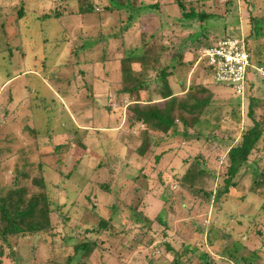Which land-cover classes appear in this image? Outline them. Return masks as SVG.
Returning a JSON list of instances; mask_svg holds the SVG:
<instances>
[{
	"label": "trees",
	"instance_id": "1",
	"mask_svg": "<svg viewBox=\"0 0 264 264\" xmlns=\"http://www.w3.org/2000/svg\"><path fill=\"white\" fill-rule=\"evenodd\" d=\"M19 1L20 7H8L11 11L9 14L5 12V6L0 5V44H4L0 48L2 54L14 48L11 43L17 31L14 32L11 29L14 27L19 29V19L27 12L26 0ZM48 3L51 4L46 12L38 14L31 20L34 27L37 23L42 24L43 19L58 23L57 18L63 14L74 13L80 15L83 23L77 28L62 27L60 42L66 45L70 39L69 45L72 44L73 47L69 50L66 63L56 65L51 70L44 57L41 61L42 68L34 66L37 69L40 68L42 73L36 70L35 73L45 82L52 83L56 88L55 92L61 98L69 100L70 95L75 97L77 93L81 94L84 100L83 103L81 102L82 107L80 109L77 107L76 111L73 107L72 111L82 113L89 108L94 120L98 115H102L103 111L106 113L103 117L106 116V121L111 122V124L108 123L110 128L117 127L119 122L112 124L115 116L109 101H115L120 108H126L130 112L128 141L133 143V146L136 142V145L129 149V152L125 154L126 160L123 161L116 155L118 152L109 149V152L114 155L112 154V157L110 154L105 155L104 160L112 166L107 182L96 185L90 180L89 176L96 171V166L92 167L88 174H79L82 177L80 180L81 178L77 175L80 168L76 164L68 165L65 157L72 146L88 149L84 142L88 130L76 125L71 115L73 112L66 109L68 108L67 100L65 106L55 98L40 94L34 98L26 95L20 97L13 106H10L8 114L5 113L2 118L0 117V167L4 163L12 162L11 173L13 174L11 183H7L6 187L0 186V264H8L9 259L11 264H22L20 251L28 245L32 249L34 261L47 259L51 264H86L91 261V254H95V251L98 252V256L104 258V264L136 262L138 259L133 255V250L150 246L151 241H148L150 234L148 230L143 231L144 229L139 228V232L132 236L126 228L135 215L148 220L143 211L146 190L136 184L135 178L125 177L124 167L130 157H133L135 161L142 163L138 169L140 171L143 163L149 161L146 157L151 153L150 148L153 144L164 141L165 145H168L177 140H181L187 147L184 149L178 142L173 145L175 151L183 150L186 155L181 159L184 169L177 178H173L176 182L175 187L170 185V182L165 183L161 193V197L166 199L164 215L158 219L165 225L161 236L166 238L168 237L167 224L170 222L168 220L179 215H184L186 218L181 221L182 226L177 232L182 240L181 248L175 250L169 245L170 242L165 243L168 250L173 253V263L190 264L197 261V264H254L257 261L260 262L259 257L264 253L260 252L261 247H255L250 242L253 237L249 241L246 239L250 229L248 225L244 229L246 218L238 215L234 220L228 219L231 223L225 221L220 227L211 220L208 222L204 235L197 232L195 220L190 219V209L197 200L210 206L212 204L220 206L228 201L231 198L230 192L236 187L234 178L247 163L258 170L249 191L264 197V159L252 157L257 153L264 154V113L256 117L253 111V104L257 100L249 97L248 115L251 124L242 131L238 139H235L234 135L230 142L228 140L229 143L227 141L224 143L214 135H205L200 130V125L207 124L208 121L203 117V112L214 97V85L195 82V79L191 77L186 87V78L191 64L182 62L184 53H192L191 50L199 49L196 64L201 65L204 60L201 57L203 50L215 45L219 39L229 37L225 35L211 40L206 31L191 37L196 30H202L199 28L206 20V16L209 21V18H214L216 15L197 10L194 4L186 5L185 1L177 0L182 16L180 27L197 28L192 30L188 38L192 48L182 49L179 45H173L171 48L172 45L163 43L167 37L163 33L147 37L140 33L138 25L140 12L159 8L158 1L48 0ZM229 3L230 0L226 1V4ZM230 6L231 9L236 10V2ZM14 10H16L15 13ZM227 12L231 14L232 10L227 9ZM8 24L14 26L10 29ZM58 24L61 26L60 22ZM263 27L264 18H253L252 32H249L248 36H251L254 41L264 37ZM18 34L20 38L19 31ZM128 35L133 36L132 46L128 45ZM168 38L170 42V37ZM247 38L245 36L244 41L252 66L250 71L255 72L256 67H264V53L261 46L251 51ZM44 40L47 38L44 37ZM169 52L176 56H172L169 63H162L161 56ZM21 53L22 58H25L26 53L23 51ZM8 60L5 62L10 63L11 58L8 57ZM132 63H137L138 68H133ZM201 67L204 68L207 79L215 83L212 80L214 71L207 61ZM98 68L102 69L101 73ZM23 72L9 77L1 85L0 90L7 81ZM85 72L92 80H100L102 85L103 82H107L108 90L105 91L104 104L100 105V101L95 98L96 90L88 93L85 83L79 85L83 83L81 78L79 80V76ZM171 74L173 79L182 85L183 90L180 93L175 94L171 88ZM250 81L249 73L243 95L253 86ZM153 97L156 98L153 99ZM123 100H126L127 104ZM33 101L39 104L33 106ZM23 102L24 105L28 102L25 108L21 106ZM38 108H42L46 118L45 123H48L42 131L35 125V111ZM28 111V120L31 123H27L18 132L3 130L5 128L2 126L6 118L12 115L13 118L9 121H13L12 119L19 115L25 119ZM217 129L218 126L213 125L208 133L215 134L214 131ZM44 137L54 142L52 153L48 155L51 160L45 162L44 158L38 154L39 161L36 163L32 161L30 155L33 151L39 150L44 143L42 141ZM205 140L206 143L207 140L210 141V144L203 145ZM116 146L117 144L114 145ZM162 155L163 152L154 153L151 158L155 164H159ZM50 167L54 168L52 170L56 175L53 180L46 175V168ZM7 168H9L8 165ZM32 172L34 176L31 175ZM162 174V171L158 172L161 182H163ZM74 178H77V181ZM27 181L30 188L26 185ZM72 185L79 189V193L85 192V194H76V199L75 194L69 193L68 188ZM58 191H61V196L58 195ZM78 196L82 197L83 203ZM101 201L108 202L110 207L108 211L104 212L100 204H97ZM72 204L79 207L82 204L83 212L78 222L70 226L72 215L69 212ZM261 208H264V205ZM53 213L61 216L60 220L64 225L62 234L54 229L51 217ZM168 214H170L169 217L173 215L166 220ZM150 239L153 240V238ZM41 245L45 246L48 256L44 255L39 248ZM158 246H160L159 243L156 247ZM36 251L37 253L40 251L46 257L39 258L37 254V258ZM146 257L147 264H151L153 258L147 255Z\"/></svg>",
	"mask_w": 264,
	"mask_h": 264
},
{
	"label": "rangeland",
	"instance_id": "2",
	"mask_svg": "<svg viewBox=\"0 0 264 264\" xmlns=\"http://www.w3.org/2000/svg\"><path fill=\"white\" fill-rule=\"evenodd\" d=\"M74 1L81 2L87 0ZM155 1L157 0H148V2ZM226 1L228 0H207L206 6L202 5L203 3H200L198 5L197 1H195L197 10H200L202 8L205 12L215 14L216 16L214 18L212 17L211 19L209 18V21H207L206 16V20L203 21L202 26L199 28H202V30H196L197 28L194 27L196 31L193 35H191L192 30L194 29L184 28L183 26L180 27L177 20L169 19L167 21V24L162 22L164 18H162V12H164V9L169 10L172 16L181 19L182 16L180 8L177 5V0H159L160 3L165 4L164 9H150L146 12L140 13L141 17L138 24L140 27V33L146 37L153 34L158 35V33H163L167 35V37L165 38L166 41H164L163 43L172 45L171 48L173 47V45H179L182 49L192 48L188 39L190 35L191 37H196V35L201 34L204 31L208 32L207 35L211 40H215L216 37L218 39L225 35H229V37L241 36L243 38L246 36L248 37L247 43L249 44L251 51L257 50V47L261 46L262 52L264 53V37L257 38L254 41L251 36H248V33L252 32V19L264 18V0H230L229 4H226ZM235 2L236 10H233L231 9L232 7L230 5H233V3ZM50 4L51 3H48V0H28V3L26 0L25 8L27 12L19 19V29L17 30L15 27L11 29V26L14 25L8 24L11 31L17 32L16 34H14V40L11 43L14 48L11 51L4 52V54H2V52L0 53V87L9 77H12L14 74L26 70H28L29 72H23L14 79L7 81L2 86L0 90L1 118L5 113L6 115L8 114V112L10 111V106H13L16 101L20 99V97L26 95L30 98H34V96H38L40 94L50 98V95L54 93L52 92L51 88L53 89V91L56 90L55 86L52 83L49 84L51 88L48 87L42 81L41 76L35 73V70L42 73V71H40V68H42L41 61L44 57L46 59V64L51 70L56 65H59L61 63L64 64L65 60L67 59V55L69 54V50H72L73 47L72 44L71 46L69 45L70 39L69 42L66 43V45L60 42L59 38L62 32V27H66L67 29L77 28L81 23H83V19L81 20V17L78 13L63 14L61 17L57 18L58 23L60 22L61 26H59L58 23H54L52 20L43 19L42 24L37 23V25H35L34 27L32 23L33 21L31 22V20L35 19L38 14H43L44 12H46ZM0 5H4L6 8L5 12L9 14L11 12L9 8L20 7V1L0 0ZM227 9L228 11L232 10V13L229 14L227 12ZM15 12L16 10H14V13ZM30 22L32 23V25ZM18 31L21 34L20 38ZM262 31L264 32V27ZM44 37L47 38L48 41L44 40ZM168 37H170V42H168ZM132 38V35H128V45L130 44L129 46L133 45ZM3 46L4 44H0V48H2ZM22 51L23 53H26L25 58H22ZM198 51L199 49H193L191 50L192 53L188 54V61H186V63L190 62L191 64L190 67H192V74L190 75L192 79H195V82H202L203 84L209 83L213 84L215 87L214 97L212 98L209 106L203 112V117L207 118L208 121L207 124L202 123L200 125V130L202 131L201 133L210 136L214 135L215 138L221 139L224 143L225 141L229 143L232 136L235 135V139H238L242 131L251 124V120L248 115L249 97H253L257 100L256 103L253 104L254 115L257 117L258 114L264 113V74L260 75L256 73V71H250V82L253 83V86L246 90L247 93L245 95L239 96L235 94V92L229 86L218 85L216 83H213L210 79H207V74L205 73L204 68L201 67L203 66V64H205L206 59H204L205 61L203 60L201 65L200 63L196 64L199 56ZM172 56H176V54L170 52L165 53L161 56L160 61L164 64H167L170 62ZM8 57L11 58L10 63L5 62L9 61ZM34 66L40 68L37 69ZM132 67L138 68L137 63H132ZM98 69L101 73L102 69ZM47 72L49 73V70ZM80 78L82 79L83 83L79 82V85L81 86L85 83V87L87 86L86 91L88 93L94 92L96 90L95 98L100 101V105L104 104L103 99L106 96L105 91L108 90L107 82L101 81L103 82L102 85L99 82L100 80H92L89 74L86 72L79 76V80H81ZM69 98L70 101L67 100L68 108L66 109L72 111V108L74 107L73 109L76 111L77 107H79V109L82 107L81 102L83 103L84 100L82 99L81 94L77 93L75 97H71L70 95ZM154 98L156 97H153V99ZM123 102H125V100H123ZM38 104L39 103L37 102H32L33 106ZM27 105L28 102L26 105H24L23 102L21 106L22 108H25V106ZM109 105L110 108L114 110L115 116L112 124L115 125V122L120 123L117 129H109V131H98L93 129L111 124V122L109 123L108 121H106V116L103 117L104 115H106V113L103 111L101 112L102 115H98L95 120L92 118L93 113L89 108L85 109L82 113H76L72 111V114L70 112L75 123L77 122V124L82 127H90V134H88L84 138V142L88 146L87 150H84L79 146H72L65 157V161L68 165L74 166V164L77 163L78 160H81L82 163L91 167L94 164H98V159L100 158V156L110 154V157H112L113 153L111 154L108 149L113 150L114 152H118L116 153V155L120 158L123 155L125 158V154L129 152V149L134 148L136 142H134L133 146V143L128 141V123L130 112L126 108H120L115 101H109ZM33 111H35V109H33ZM35 113V125L40 131H42L48 125V123H45L46 118L42 113V108L36 109ZM26 114L27 117L25 119L17 115L14 119H12L13 121H9L11 120V118H13V116L10 115L4 121L2 127L5 129L3 130L5 132H18L20 128L26 126L27 123H31L28 120L29 111ZM53 119L54 117L52 118V122ZM92 119L94 121H92ZM213 125L218 126V129L214 131L215 134H213L212 132L208 133ZM42 141L44 143H42L39 150L36 152L33 151L30 155L32 161H35L36 163L37 161H39L38 154L44 158L45 162H49L51 160V157H49L48 155L52 153L54 142L50 141V139H48L47 137H44ZM115 142L117 144L116 147H114ZM176 142L181 144L184 149L187 148L181 140H177ZM124 143L126 147H124ZM175 143L172 142V144L165 145L163 141L162 143H155L156 145L153 144L150 148L151 153H149L146 157L150 162H145L143 168L140 171L138 169L142 165V163H140L139 161H135L133 157H130V161L126 165L127 168L124 170L125 177H128L129 179L135 178L136 184L141 187V189L146 190L143 211L145 217L148 219H141L135 215L129 222L126 231L129 233V235L133 236L139 232V228L144 229L143 231L148 230L150 234L148 241H151L150 246H143L140 248L138 247L133 250V255L138 259L136 262H133V264H147L146 255L153 258V262L151 264H174L173 253L172 251L168 250L165 243L168 242L169 244L170 242L169 245L171 247H174L175 250L181 248L182 240L177 235V232L178 229L181 228V221H183L185 216L175 215L176 217H172V214L170 216L172 217L171 219L169 217L170 214L166 216V220L168 218L170 219L168 220L170 222L169 224H167V231L165 230L168 233V237L166 238L161 236V231H163L165 225L160 223V221L158 220L160 216L164 215L163 208L166 204V199L161 197V193L164 190L165 183L170 182V185L175 187L176 182L173 181V178H177L184 169L181 164V159L186 157V155H184L183 150H180L178 152L175 151V146H173ZM208 144H210V141L207 140L206 143L205 140V143L203 145L206 146ZM170 146L171 148H169ZM162 152L163 155L160 158L159 164H155V162L151 158L152 154H158ZM252 157L264 159V154L260 155V153H257ZM7 165L9 168H7ZM11 166L12 162L4 163L0 167V186L6 187L7 183L12 181L11 175L13 174L11 173ZM46 169V175L52 180L55 179L54 177L56 175L52 170L54 168L50 167ZM160 171H163V174L161 176L163 182H161L158 178V172L160 173ZM257 173L258 170L255 169V167L251 166L249 163L245 164L234 178L236 187L230 192L231 198L220 206H218L219 204H212L211 206L202 204L199 202V200H197L190 209V219L195 220V228L197 232L203 233L204 235L207 231L208 222H210L211 220L214 221L216 226L220 227L221 224L225 221L231 223V221L228 219L234 220L235 217L240 215L241 217L246 218L244 222V229L246 228V225H248V228H250L248 232L249 236L246 239H248L249 241L250 238L253 237L250 242L255 247H261L260 252L264 253V208H261L264 205V197H260L258 194H252V192L249 191ZM31 175L34 176V173L32 172ZM90 180L96 185L107 182V167L102 166L101 164L98 165L95 173L90 176ZM26 183L28 188H30L31 186L29 185V181H27ZM68 189L69 193L75 194L76 198V194H78L77 189L74 188L73 185ZM57 193L59 196L62 195V193H60L59 191ZM80 199V202H82V197H80ZM108 205V202L104 204V208L106 211L108 210ZM76 207L79 206L73 205L69 212L73 216V220L70 222V226L73 225V223H75L77 219H79L83 211L82 204L79 208ZM51 217L54 229L62 234L64 225L60 220L61 216L59 217L58 215L53 213ZM244 229L242 230V232L244 231ZM150 238H153V240H151ZM157 243H159L160 246L156 247ZM39 248H41L44 255L48 256L46 254L47 250L44 249L45 246L41 245ZM37 251V258V254L39 255V258L46 257L41 254L40 251L39 253H37ZM91 256L92 262L88 261L86 262V264H104V258L102 256H98L97 251H95V254H91ZM20 259V262L22 264H51V262L47 259H37V261H34L35 259L33 257V252L29 245L25 246L20 251ZM259 260L260 262L257 261L254 264H264V255L259 257ZM10 261L11 259L7 260V263L11 264ZM190 264H197V261Z\"/></svg>",
	"mask_w": 264,
	"mask_h": 264
},
{
	"label": "built area",
	"instance_id": "3",
	"mask_svg": "<svg viewBox=\"0 0 264 264\" xmlns=\"http://www.w3.org/2000/svg\"><path fill=\"white\" fill-rule=\"evenodd\" d=\"M202 58L213 69L212 80L229 86L237 95H243L251 63L243 37H225L203 50ZM263 75L264 67H256Z\"/></svg>",
	"mask_w": 264,
	"mask_h": 264
},
{
	"label": "crops",
	"instance_id": "4",
	"mask_svg": "<svg viewBox=\"0 0 264 264\" xmlns=\"http://www.w3.org/2000/svg\"><path fill=\"white\" fill-rule=\"evenodd\" d=\"M158 1V3H159V8H157L156 10H159V9H164V5L165 4H162V3H160L159 2V0H157ZM183 1H185L186 3V5H190V3L191 4H194L195 5V1H197V4L199 5L200 3H203L202 5H204V6H206L207 5V0H183ZM187 2H189V3H187ZM160 6H161V8H160ZM146 11H148V10H142L141 12H146ZM200 11H204L202 8L200 9ZM140 12V13H141ZM166 14H165V13ZM164 12H162L163 13V16H162V18H163V21L162 22H164V23H166L167 24V21L169 20V19H172V20H177L178 21V23H179V25H180V19H178V17H174V16H172L171 15V13L169 12V10H165L164 9ZM165 14V15H164ZM141 14H139V18H138V24H139V22H140V16ZM171 17V18H170ZM66 28V27H65ZM241 37V36H240ZM188 54H190L189 52H186V53H184V55H183V57H182V62H186V61H188ZM181 62V63H182ZM189 65V64H188ZM187 65V66H188ZM192 68V67H191ZM190 68V71L188 72V76H187V78H186V80H187V82H186V87L188 86V84H189V82L191 81V75L190 74H192V69ZM174 77L172 76V74L170 75V82H171V88H172V90H173V92L175 93V94H177V93H180L183 89H182V85H181V83H179V81H177V80H174L173 79ZM42 81L48 86V87H50L51 88V86L49 85V83H47V82H45L43 79H42ZM51 90H52V92H54V93H52V95H50V98H55V99H57V101L58 102H60V103H64L65 104V101L67 100L66 98H61L55 91H53V89L51 88ZM127 100V99H126ZM126 100H125V102H126ZM126 104H127V102H126ZM65 106H66V104H65ZM93 121V120H92ZM120 124V123H119ZM119 124H118V126L117 127H119ZM76 125L79 127V128H81V129H87L88 130V132H87V134H90V131H89V128L90 127H87V126H80V125H78L77 124V122H76ZM107 127H105V126H100V127H98V128H93V129H95V130H98V131H109V129H117V127H113V128H110V127H108L109 125H106ZM91 128V129H92ZM86 144V143H85ZM116 144V142L114 143V145ZM124 147H126V145H125V143H124ZM109 150V149H108ZM106 153H107V151H106ZM106 155V154H105ZM105 155H103V156H100V158L98 159V164H94L93 166H88V165H86V164H84V163H82V161L81 160H78V162L77 163H75L76 165H78V167L80 168L79 169V172L77 173V175H78V177L79 178H81L80 180H82V177L79 175V174H88V173H90L89 171H90V169L92 168V167H94V166H96V169H97V166L98 165H102V166H106L107 167V175H109V171H110V169H111V164H108V161L107 160H104L106 157H105ZM121 161H123V160H126V156H125V158H124V155L123 156H121ZM128 160V159H127ZM130 161V160H129ZM128 161V162H129ZM144 161V160H143ZM128 162H126V165H127V163ZM147 162H150V161H147ZM79 163V164H78ZM141 163V162H140ZM145 163V162H144ZM143 163V164H144ZM74 164V165H75ZM108 165V166H107ZM125 165V167H124V169H126L127 168V166ZM71 166V165H70ZM157 166V165H156ZM95 169V170H96ZM163 172V171H162ZM93 173H95V171L93 172ZM93 173H91V175L93 174ZM115 174V173H114ZM90 175V174H89ZM90 175V176H91ZM90 176H89V178H90ZM74 180L75 181H77V178H74ZM79 180V181H80ZM77 186V185H76ZM75 187V186H74ZM78 187V186H77ZM76 188V187H75ZM85 188H87V187H85ZM77 189V188H76ZM79 191V189H77V193L79 194V195H84L85 194V192H78ZM60 193H61V191H60ZM78 197H80V196H78ZM104 197V196H103ZM106 202H104V201H101V202H98L97 204H100V207L103 209V211L104 212H106V210H105V208H104V204H105ZM69 205V204H68ZM68 205H66V207L68 206ZM74 204H72V206H73ZM72 208V207H71ZM70 208V209H71ZM76 208H79V207H76ZM109 208L110 207H108V210H109ZM83 210V209H82ZM107 210V211H108ZM83 212V211H82ZM82 215V214H81ZM81 217V216H80ZM79 217V218H80ZM72 220H73V216H72ZM78 220L79 219H77L75 222H78Z\"/></svg>",
	"mask_w": 264,
	"mask_h": 264
}]
</instances>
